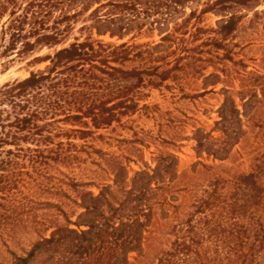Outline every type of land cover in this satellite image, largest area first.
<instances>
[{
	"label": "rangeland",
	"instance_id": "obj_1",
	"mask_svg": "<svg viewBox=\"0 0 264 264\" xmlns=\"http://www.w3.org/2000/svg\"><path fill=\"white\" fill-rule=\"evenodd\" d=\"M185 1H142L144 9L152 10L141 15L140 24L148 30L135 42L160 44L166 33L182 35L184 40L162 44L154 51L152 63L125 65L132 70L161 64L159 74L144 75L140 85L136 78L122 82L135 85L132 94L137 111L110 127L89 126L91 135L74 140L79 146L72 150L76 159L45 161V171L24 177L27 183H20L17 193L4 192L7 198L0 199V264H113L114 255L125 256L124 264H154L155 256L169 250L175 241L170 234L173 226L179 219H187L212 182L232 181L234 176L255 172L264 186V86L259 85L264 79L255 76H264V4L189 18L213 0ZM62 8L54 9L50 23ZM80 9L82 3H77L65 6L63 13L71 15ZM111 12L101 9L99 15ZM230 13L244 15L239 29L228 48L213 46L208 39L219 35L209 28H217ZM85 17L62 25L71 23L73 27L60 46L16 57L11 63L1 59L0 85L46 71L49 63L32 60L53 55L75 39L93 35L116 45L132 39L131 34L124 40L99 35L93 29L96 21ZM186 21V27H175ZM153 22L157 24L150 31ZM195 25L206 31L196 34ZM228 50L234 61L227 58ZM168 71L170 77L162 80L161 73ZM232 187L227 183L222 192L232 191ZM209 215L196 214L193 221L205 236L203 251L222 257L236 236L230 235V229L225 232L227 240L208 239L205 222ZM249 218L239 220L246 229L244 236L251 242L258 235L263 238L259 222ZM132 221L137 223L113 233V226ZM120 233L129 237L120 236L115 251ZM127 238L131 244L122 243ZM122 244L124 250L119 249ZM257 262L264 264V248L256 253Z\"/></svg>",
	"mask_w": 264,
	"mask_h": 264
},
{
	"label": "trees",
	"instance_id": "obj_2",
	"mask_svg": "<svg viewBox=\"0 0 264 264\" xmlns=\"http://www.w3.org/2000/svg\"><path fill=\"white\" fill-rule=\"evenodd\" d=\"M142 1L0 0V62L7 58L11 63L16 57L45 47L60 46L73 27L71 23L62 25L87 14L85 18L96 21L93 29L99 35L109 34L119 40L132 35L130 41L119 45L105 43L93 35L84 40L75 39L53 55L32 60L39 64L49 63L46 71L32 72L26 79L0 85V199L7 198L6 193H17L20 183H27L24 177L43 173L45 169L42 167L47 165L45 161L76 159L72 150L79 146L74 140L91 135L93 132L89 126L95 129L110 127L122 122V117L137 111L138 103L132 94L135 85H122V82L136 78L140 85L144 75L159 74L161 64L132 70L126 69L125 65L136 61L152 63L154 51L162 44L184 40L182 35L176 37L174 33H166L160 44L135 42L148 30L140 24L141 15L152 10L144 9ZM172 1L179 4L186 2ZM258 2L264 4V0H213L207 2L200 13L193 11L189 18L210 12L228 13L236 6ZM77 3H82V9L71 15L63 13L65 6ZM61 6V14L50 23L54 9ZM101 9H111L112 12L102 16L99 15ZM243 18L242 14L230 13L218 22L217 28H209L219 37H212L207 42L219 48H228L227 44ZM135 22L139 24L135 25ZM155 24L157 22L149 24L150 31L155 30ZM187 24L188 21L176 23L175 27L182 29ZM194 29L196 34L206 31L200 25H195ZM227 58L234 61L231 50H228ZM170 75V71L161 73L162 80ZM255 76L259 80L264 79V76ZM259 85L264 86V83ZM80 125L81 128H78ZM233 179L211 183V189L195 201L194 210L187 213V219H179L173 226L170 234H174L175 241L169 250H162L155 256L154 264H216L219 261L223 264H260L256 263V253L264 248V237L258 235L255 241H249L244 236L246 229L239 220L251 217L249 219L259 222V233L264 232V186L259 183L255 172L234 176ZM227 183L233 185L232 191L222 192ZM204 213H210L208 222H205L208 239L225 240V232L230 229V235L236 236L233 245L229 244L222 257H211L203 251L205 236L199 232L193 218ZM136 223L132 221L122 227L113 226V233L124 231L123 227ZM120 236L129 237L120 233L116 238L115 251L121 242ZM122 243L131 244L128 238ZM121 246L119 249L124 250L125 245ZM124 257L114 255L113 264H124L127 259ZM135 260L138 261V257Z\"/></svg>",
	"mask_w": 264,
	"mask_h": 264
}]
</instances>
